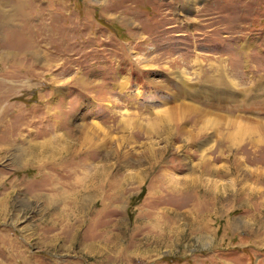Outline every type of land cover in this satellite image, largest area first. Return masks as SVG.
<instances>
[{
  "label": "rangeland",
  "instance_id": "1",
  "mask_svg": "<svg viewBox=\"0 0 264 264\" xmlns=\"http://www.w3.org/2000/svg\"><path fill=\"white\" fill-rule=\"evenodd\" d=\"M21 12L20 49L0 22V264H264V0Z\"/></svg>",
  "mask_w": 264,
  "mask_h": 264
},
{
  "label": "crops",
  "instance_id": "2",
  "mask_svg": "<svg viewBox=\"0 0 264 264\" xmlns=\"http://www.w3.org/2000/svg\"><path fill=\"white\" fill-rule=\"evenodd\" d=\"M26 0H5L0 1V22L4 25L5 35L9 38V40L14 44H20L19 49L21 47V42H18L19 36L21 35L19 27H14L17 23L21 21L23 18L21 8ZM1 8H4V13H2ZM27 19H29L27 17ZM19 21V22H18ZM20 34V35H19ZM15 50V49H14ZM18 50V46H17Z\"/></svg>",
  "mask_w": 264,
  "mask_h": 264
},
{
  "label": "bare ground",
  "instance_id": "3",
  "mask_svg": "<svg viewBox=\"0 0 264 264\" xmlns=\"http://www.w3.org/2000/svg\"><path fill=\"white\" fill-rule=\"evenodd\" d=\"M44 150H45V149H44ZM44 150H43V151H44ZM32 153H34V152H32ZM53 155H54V154H53Z\"/></svg>",
  "mask_w": 264,
  "mask_h": 264
}]
</instances>
